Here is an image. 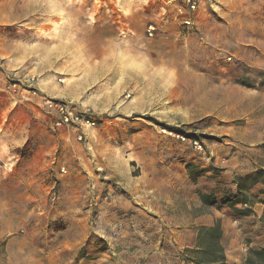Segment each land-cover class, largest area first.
Listing matches in <instances>:
<instances>
[{"label":"rangeland","instance_id":"obj_1","mask_svg":"<svg viewBox=\"0 0 264 264\" xmlns=\"http://www.w3.org/2000/svg\"><path fill=\"white\" fill-rule=\"evenodd\" d=\"M164 4L0 0V264H193L169 202L264 171V0ZM49 85L95 126L54 129Z\"/></svg>","mask_w":264,"mask_h":264},{"label":"crops","instance_id":"obj_2","mask_svg":"<svg viewBox=\"0 0 264 264\" xmlns=\"http://www.w3.org/2000/svg\"><path fill=\"white\" fill-rule=\"evenodd\" d=\"M167 6H173V8L175 7L178 11H185V13H186V10L183 8V6L178 4V3L171 4V5H165L164 4V5L160 6L161 10H163V12L166 11L168 9ZM67 39H68L67 52L73 51L74 50L73 48L75 45L78 46L80 44H83L82 43L83 41H80V39L78 37L75 38L74 34H71L69 37H67ZM41 87H42V85H41ZM46 94L50 99H57V100L66 102L67 100L74 99L76 93L69 92L66 88L65 89H62V88L58 89L54 85H49V87L46 90ZM255 166H256V164H255ZM257 169H258V167H255V169L253 171H251L252 173L250 172V173H246V174L253 175V174H255ZM228 171H230V169H228ZM228 171H226V173ZM246 174L244 173V174H241L240 176L241 177L247 176ZM237 176H239V175H237ZM230 180L232 181V183H228L227 185H222V186H224V187L230 189L232 192H234L236 190L237 186L234 182V178H231ZM257 185H259L261 187V189L259 191H257V193H254V191L252 192V194L254 196L258 197L257 201L253 204V207H252V209L254 211V215H252V216L238 217V216H235L232 213V211L228 207H226L225 205L220 204L221 205L220 206L219 204H217L216 206H206V205H203L201 202L198 203L197 198H196V202H195V198H192L190 200L191 203L186 202L188 212L183 214L181 209L184 205L182 203L180 204V202H176L175 200H177V199H174V200L170 201L169 204L171 207H174V211H180V217L178 216L177 219L171 218L170 219V220H172L171 224H172V226H174V229L177 232H180V231L188 232V231H190L192 233V236L196 237L197 228L199 226H207V227L212 226L214 223H216V221H218V219H222L223 221H226L225 222L226 224L224 222H222V225H221L222 232H223L222 246L224 247V254L226 256V261L228 264H240V263L244 264L245 258H243L242 261L239 262L238 258L235 255V252L236 253L238 252L237 250H240L239 252H242V254L245 251V248L243 249L242 245L238 246V241H236V239H235L238 237L239 230L238 229L233 230L234 235L236 233V235L234 236V239L230 240L229 243H225V242H226V238H227L226 236L228 235V229L231 226V224H239L240 226H243L244 223H250L251 222L250 220H253L254 222H256V225L258 224V232L260 233L259 236L264 237V236H262V233H264V224L260 221V217L264 212V204L262 203V200L264 199V193H263L264 186L262 184H257ZM176 186L177 185H174L172 187L173 190H176L177 187L179 188L181 185L178 184V186L177 187ZM218 186L221 187L220 184L216 185V187H218ZM213 188H215V187H211L208 191H211ZM179 189H177V190H179ZM202 192H204V191H202ZM205 192H207V191H205ZM161 196L162 195L158 194L157 192L152 193V198L156 199V201H157L156 204L153 203L152 201H150V203H149L152 206L153 210H155V208L157 210H159L158 201L160 200ZM220 198H221V196H218V200ZM178 204L180 205L179 209H176ZM192 206H193V208H191ZM171 210H173V209H170L169 211H171ZM196 210H198V211L195 212ZM221 212L225 213V214H222ZM226 213L227 214L229 213L231 216L230 217L225 216ZM176 221L178 222V224H176ZM231 221H232V223H231ZM181 223H183V224H181ZM263 246L264 245H260L258 247H263ZM250 248H253V247H250ZM244 256H245V252H244Z\"/></svg>","mask_w":264,"mask_h":264},{"label":"trees","instance_id":"obj_3","mask_svg":"<svg viewBox=\"0 0 264 264\" xmlns=\"http://www.w3.org/2000/svg\"><path fill=\"white\" fill-rule=\"evenodd\" d=\"M234 182L237 186L234 192L224 186L215 187L207 192L198 191L201 203L206 206L225 205L238 217L254 215L252 207L258 197H255L250 190L257 184L264 186V171L257 170L253 175L236 177ZM218 196H221L219 200ZM262 203L264 204V199ZM260 221L264 224V213ZM222 237L223 232L218 221L209 227L199 226L196 247L188 251L190 256H187L186 260L193 264H228L222 246ZM244 264H264V246L249 248Z\"/></svg>","mask_w":264,"mask_h":264},{"label":"built area","instance_id":"obj_4","mask_svg":"<svg viewBox=\"0 0 264 264\" xmlns=\"http://www.w3.org/2000/svg\"><path fill=\"white\" fill-rule=\"evenodd\" d=\"M153 1H163V2H175L178 4L183 5L188 12H195L198 7L200 0H153ZM187 25L190 24V20L185 21ZM155 28L150 26L148 29V33L151 36L154 32ZM18 83L14 81L10 87L16 88ZM28 91H33V89H28ZM34 92V91H33ZM45 105L51 109V113H53L52 119V127L54 129H60L63 127H70V126H83L87 125L89 127H93L96 124V120L86 112H79L77 111L76 107H74L69 102L64 101H56L54 99L45 100ZM81 139V137H79ZM196 144V142H195Z\"/></svg>","mask_w":264,"mask_h":264},{"label":"bare ground","instance_id":"obj_5","mask_svg":"<svg viewBox=\"0 0 264 264\" xmlns=\"http://www.w3.org/2000/svg\"><path fill=\"white\" fill-rule=\"evenodd\" d=\"M144 105V104H143Z\"/></svg>","mask_w":264,"mask_h":264}]
</instances>
